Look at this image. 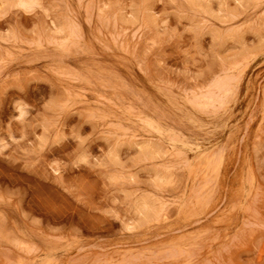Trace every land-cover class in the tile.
Returning <instances> with one entry per match:
<instances>
[{"label": "rangeland", "instance_id": "obj_1", "mask_svg": "<svg viewBox=\"0 0 264 264\" xmlns=\"http://www.w3.org/2000/svg\"><path fill=\"white\" fill-rule=\"evenodd\" d=\"M0 264H264V0H0Z\"/></svg>", "mask_w": 264, "mask_h": 264}]
</instances>
